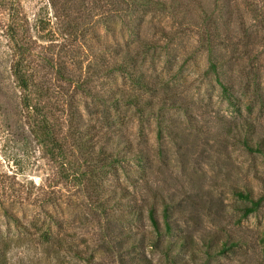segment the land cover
<instances>
[{
	"label": "rangeland",
	"instance_id": "374dc122",
	"mask_svg": "<svg viewBox=\"0 0 264 264\" xmlns=\"http://www.w3.org/2000/svg\"><path fill=\"white\" fill-rule=\"evenodd\" d=\"M149 1L0 0V264H264V0Z\"/></svg>",
	"mask_w": 264,
	"mask_h": 264
},
{
	"label": "trees",
	"instance_id": "16d2710c",
	"mask_svg": "<svg viewBox=\"0 0 264 264\" xmlns=\"http://www.w3.org/2000/svg\"><path fill=\"white\" fill-rule=\"evenodd\" d=\"M138 1V0H136ZM142 2L144 3H147L148 5H150V1L149 0H141ZM252 11H255V16L258 18V17H263L262 15H260V10L259 9H251ZM259 20V18H258ZM260 20H262V18H260ZM264 20V18H263ZM214 66V65H213ZM215 68V67H213ZM119 70H122L123 72H127L133 79H137V77H133V74L132 72L129 70V69H126L123 65H120L118 67ZM12 73L13 75L15 76V78L17 79L18 81V84L19 86L23 87L24 89L27 88V81L26 79H24L25 77L23 75H21V72L19 70V67H18V64L17 65H13L12 67ZM130 77V78H131ZM224 90H225V93L227 91L226 87H224ZM129 102H131L133 105L136 106L137 104V100L136 98H130L129 99ZM31 105L30 104H27L26 107H30ZM39 114H41L40 118H39V121L37 122L38 123V127L40 129V132L41 134H45V137L48 138V136L50 137V128L47 127V124H46V120L44 119L45 117L43 116L42 113L39 112ZM241 144L244 146V148L249 151V152H258V153H261L264 155V145L262 142H255L253 141L251 138H249V133H248V130L247 132L244 134V136L242 137L241 139ZM237 194L241 196V198H244V199H247V200H251L250 196L242 191H237ZM251 205H246L242 208V214L243 216H246L247 214H249L250 212L254 211L257 206L259 205L260 203V200H251ZM148 216L153 224V226L155 227V229L158 230V223L156 222V219L154 217V212L152 209H150L149 213H148ZM166 217V215H165ZM165 223H166V228L168 230V221L165 220ZM263 242H264V237H263ZM172 249V243L171 242H168L165 244V250L163 251V253L165 254V256L167 258H169L170 256V251Z\"/></svg>",
	"mask_w": 264,
	"mask_h": 264
}]
</instances>
